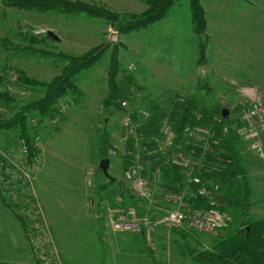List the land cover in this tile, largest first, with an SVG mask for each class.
Segmentation results:
<instances>
[{"label":"rangeland","instance_id":"obj_1","mask_svg":"<svg viewBox=\"0 0 264 264\" xmlns=\"http://www.w3.org/2000/svg\"><path fill=\"white\" fill-rule=\"evenodd\" d=\"M145 1L82 0L120 20L144 12ZM215 9L207 17L209 49L202 65L198 64L188 0H177L164 19L148 28L119 36L112 22L85 14L11 9L0 18V39L9 42H0V93L10 99L0 98V123L44 95V88L21 83L19 72L29 79L50 82L66 65L56 55L77 56L107 46L96 65L73 78L80 95L59 99L51 118H42L37 112L26 114V129L38 151L35 163L25 164L23 141L16 128H0V207L5 211L0 208V259L20 251L14 226L22 229L21 241L27 243L32 264L37 263L31 237L38 232L50 236L45 251L61 264H193L196 252L210 250L226 230L238 227V216L227 228L213 233L159 226L150 234L152 245L142 225L140 231L113 229L112 211L129 208L121 201L127 193L132 195L122 168L123 111L113 106L107 113L103 107L113 47L118 55L117 80L130 76L134 83L129 100L132 109L158 106L170 111L177 98L195 96L200 108L220 113L227 109L226 119L235 128L238 112L257 100V114L262 117L260 122L257 116V145L262 156L248 148V141H241L237 152L249 182L248 215L264 220V58H257V32L249 19L220 5ZM247 13L254 14L249 9ZM212 16L232 33H215ZM234 30L238 32L234 34ZM49 32L59 40H53ZM168 122L166 118L160 126ZM104 158L110 161L108 176L98 167ZM151 175L149 170L148 177ZM110 181H114L112 186H108ZM112 191L118 193L111 195ZM136 201L137 217L149 222L169 208L163 195L155 194L150 204Z\"/></svg>","mask_w":264,"mask_h":264},{"label":"trees","instance_id":"obj_2","mask_svg":"<svg viewBox=\"0 0 264 264\" xmlns=\"http://www.w3.org/2000/svg\"><path fill=\"white\" fill-rule=\"evenodd\" d=\"M177 0H146L147 9L141 14H131L125 20H120L118 15L105 10L104 8L89 6L82 0H2L4 8H14L28 12H48L54 11L63 15L85 14L90 17L104 18L114 24L116 34L125 35L139 29H146L154 23L164 19ZM188 9L192 29L197 37L198 64H206L207 50L209 49L208 36L205 34L207 23L205 12L200 0H188ZM1 43L9 42L0 39ZM107 47V46H106ZM104 46L93 47L81 55L56 56L62 58L66 65L60 74L50 82H41L27 78L19 72V81L32 87L44 88L43 97L35 101L22 105L17 113L8 120L0 123V128H16L18 137L26 147L25 164L35 163L38 154L35 144L29 137L26 129V114L37 112L42 118H51L57 101L67 95H80L79 89L75 86L73 78L79 73L96 65L107 48ZM110 53L109 70L107 72V95L103 101L104 110L107 112L110 107L116 106L122 111L120 103L130 100L131 87L133 82L130 76H124L117 80L118 55L116 47ZM34 52V50H33ZM37 52V51H36ZM54 56L53 54H49ZM202 88V87H201ZM206 92H208L205 87ZM1 99L10 100L5 93H0ZM170 111L158 106H151L148 110L152 112V117L144 124L145 134H156L158 126L163 118L168 117L174 125L177 133V142L183 140L181 132L184 124H196L202 127H209L215 132L214 138L218 145L214 146L215 154L208 156L210 166L207 172L201 173L202 183L206 187L218 185V197L215 205L211 206L204 197L198 196L194 199L187 198V203L191 209L215 207L221 212H225L233 217L240 218L237 228L228 231L213 242L210 250L196 252L193 256V264H264V220L249 217L247 211L249 197V182L246 171L242 165L237 152V147L241 142L237 135V128H232L233 121L221 118V113L217 110L200 108L198 99L191 96L185 104H170ZM108 113V112H107ZM219 118L220 123L214 121ZM228 127V133L222 134V127ZM191 147L182 145L181 151H188ZM196 157L200 156L196 149ZM152 161V167L160 168L158 186L160 189L177 191L184 181L183 171L170 163H156ZM127 159L122 158V168L126 169ZM114 181H110L108 186H112ZM105 187L102 188H106ZM191 192L196 193V186L191 187ZM111 192L110 194H117ZM121 195V194H120ZM121 203L136 207V199L132 195L126 194ZM3 204L5 205L4 199ZM115 206V205H113ZM231 225V224H230Z\"/></svg>","mask_w":264,"mask_h":264},{"label":"built area","instance_id":"obj_3","mask_svg":"<svg viewBox=\"0 0 264 264\" xmlns=\"http://www.w3.org/2000/svg\"><path fill=\"white\" fill-rule=\"evenodd\" d=\"M186 100L177 98L172 104H185ZM120 105L123 111V130L120 140L125 147L124 156L127 159L124 180L129 185L132 197L150 204L155 194L163 195L169 208L159 219L149 222L145 217H137L135 207L127 209L115 207L112 211L115 217L112 223L113 229L115 231H140L142 225L148 242L152 245L153 238L150 237V234H154L159 226L168 229L188 227L205 233H213L227 228L233 220L229 214L221 212L215 207L191 209L186 200L201 196L207 199L211 206L216 203L218 185H213L212 188L206 187L201 178V173L207 172L210 166L207 157L215 154L213 147L218 145V141L214 138L215 132L209 127L184 124L181 129L183 140L177 142L174 125L168 117H165L162 121L167 118L171 123L159 125L156 134L147 135L143 130L144 124L150 120L152 114L144 108L132 109L129 100L122 101ZM257 110V100H251L249 106L238 112L237 120L235 119L240 124L236 130L238 137L241 141H248V148L256 154L260 153V148L257 145V116L262 122V117L257 114ZM214 121L220 123L219 118H214ZM227 133L228 127L223 126L222 134L226 135ZM183 144L191 148L188 151H181ZM22 148L23 154L26 156L24 144H22ZM196 149L200 153L199 157H196ZM260 155L262 156V153ZM152 161L170 163L179 167L185 177L182 186L177 191L160 189L158 186L160 168L155 166L153 169ZM26 165L30 166V164ZM149 170L152 174L150 177H148ZM192 186H196L195 194L191 192ZM48 241H50V236L44 233L38 232L35 237H31L36 263L61 264L52 253L45 251Z\"/></svg>","mask_w":264,"mask_h":264},{"label":"crops","instance_id":"obj_4","mask_svg":"<svg viewBox=\"0 0 264 264\" xmlns=\"http://www.w3.org/2000/svg\"><path fill=\"white\" fill-rule=\"evenodd\" d=\"M2 0H0V18H4L6 15V12L8 13L11 9L14 8H4L2 5ZM201 6L204 9L205 12V19L207 23L206 32L209 29L210 23L208 21V15L210 14V11L216 10L215 8L223 7V9L230 11H233L237 17H245V20L249 19L251 22V27L256 29L257 32V58H264V0H200ZM248 7V8H247ZM247 9L249 11L254 12L253 13H247ZM17 10V9H16ZM213 17V31L217 33V31H223L226 34H230L231 31H229L228 28L219 26L217 22L215 23V16ZM236 17V16H235ZM220 19V17L218 16ZM248 21V20H247ZM235 25V24H233ZM205 32V33H206ZM238 32L237 30H234V34ZM232 33V32H231ZM222 42H226L225 38L221 39ZM260 65V62L257 63V66ZM1 206V203H0ZM3 209L2 207H0ZM4 211V209H3ZM5 212V211H4ZM13 230L17 232V238H16V246L20 247L19 252H15L10 256L8 259H0L1 263L4 264H32V259H30L29 249L26 246L27 243L24 242V240L21 241L22 237V229L20 227H13ZM11 248L8 249V253H10ZM26 250V251H25Z\"/></svg>","mask_w":264,"mask_h":264},{"label":"water","instance_id":"obj_5","mask_svg":"<svg viewBox=\"0 0 264 264\" xmlns=\"http://www.w3.org/2000/svg\"><path fill=\"white\" fill-rule=\"evenodd\" d=\"M50 37H52L53 40L58 41L59 38L53 35L51 32L48 33ZM228 115L227 109H222L221 111V117L226 118ZM110 161L108 158H104L100 161L98 167L99 170L103 173V175L108 176V169H109Z\"/></svg>","mask_w":264,"mask_h":264}]
</instances>
